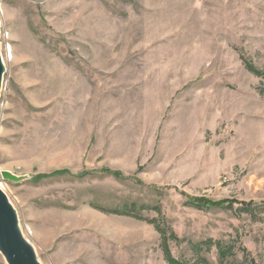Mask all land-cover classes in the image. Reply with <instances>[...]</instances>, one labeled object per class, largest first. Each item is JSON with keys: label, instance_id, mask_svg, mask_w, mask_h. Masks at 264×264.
Returning <instances> with one entry per match:
<instances>
[{"label": "rangeland", "instance_id": "rangeland-1", "mask_svg": "<svg viewBox=\"0 0 264 264\" xmlns=\"http://www.w3.org/2000/svg\"><path fill=\"white\" fill-rule=\"evenodd\" d=\"M0 53L37 264H264V0H0Z\"/></svg>", "mask_w": 264, "mask_h": 264}, {"label": "water", "instance_id": "water-1", "mask_svg": "<svg viewBox=\"0 0 264 264\" xmlns=\"http://www.w3.org/2000/svg\"><path fill=\"white\" fill-rule=\"evenodd\" d=\"M5 65L0 53V94ZM4 179L14 180L9 173H2ZM0 253L7 264H37L34 250L20 229L16 210L8 196L0 188Z\"/></svg>", "mask_w": 264, "mask_h": 264}, {"label": "trees", "instance_id": "trees-1", "mask_svg": "<svg viewBox=\"0 0 264 264\" xmlns=\"http://www.w3.org/2000/svg\"><path fill=\"white\" fill-rule=\"evenodd\" d=\"M41 180V179H40ZM225 203H227L226 201H224V202H220V203H216V206H223V204H225ZM208 205H210L211 203H207ZM207 205V206H208ZM214 205V204H213ZM215 206V205H214ZM226 252H227V249L226 248H223V250H221V252H220V255L222 256V257H224V255L226 254Z\"/></svg>", "mask_w": 264, "mask_h": 264}]
</instances>
